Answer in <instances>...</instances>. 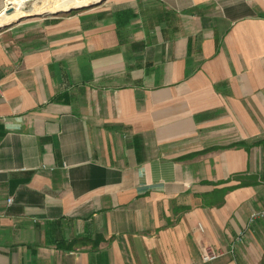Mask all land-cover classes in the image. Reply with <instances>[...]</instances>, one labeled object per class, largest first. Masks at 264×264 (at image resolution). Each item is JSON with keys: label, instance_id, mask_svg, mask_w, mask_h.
Segmentation results:
<instances>
[{"label": "crops", "instance_id": "crops-1", "mask_svg": "<svg viewBox=\"0 0 264 264\" xmlns=\"http://www.w3.org/2000/svg\"><path fill=\"white\" fill-rule=\"evenodd\" d=\"M0 85V264H264L262 0L6 29Z\"/></svg>", "mask_w": 264, "mask_h": 264}, {"label": "rangeland", "instance_id": "rangeland-1", "mask_svg": "<svg viewBox=\"0 0 264 264\" xmlns=\"http://www.w3.org/2000/svg\"><path fill=\"white\" fill-rule=\"evenodd\" d=\"M15 1L16 0H9L7 6L0 12V18H4L6 17V15L8 16V19L5 22L0 23V27L2 25L5 26V28L0 29V32H4L6 29H16L28 24L41 22L46 17H61L69 14H76L86 10H73L69 13L59 12L56 14V12L59 10H51L50 5H52L54 1L57 0H21L22 7L17 10L14 8ZM11 7L12 10L10 12L5 11L6 9H9Z\"/></svg>", "mask_w": 264, "mask_h": 264}, {"label": "built area", "instance_id": "built-area-1", "mask_svg": "<svg viewBox=\"0 0 264 264\" xmlns=\"http://www.w3.org/2000/svg\"><path fill=\"white\" fill-rule=\"evenodd\" d=\"M25 1V0H24ZM264 3V0H262ZM0 90H1V85H0ZM9 201H12V198H9ZM264 219V209L263 210H259V211H254L251 214L250 217V223H253L255 220L257 219ZM245 234V231H242L238 234V236L235 238L234 242H233V246L237 243H240L243 240V236ZM223 255L222 251H218L215 250L213 248H211L210 246H207L203 249L202 251V255H201V260L203 262H211V261H215L218 258H220Z\"/></svg>", "mask_w": 264, "mask_h": 264}, {"label": "bare ground", "instance_id": "bare-ground-1", "mask_svg": "<svg viewBox=\"0 0 264 264\" xmlns=\"http://www.w3.org/2000/svg\"><path fill=\"white\" fill-rule=\"evenodd\" d=\"M22 1H20V0L15 1L14 8L17 9V10L19 8H21L22 7ZM93 1L95 2L96 0H57V1H54V3L52 5H50V8L53 11H57V10H59V11L60 10H67L69 8H72V7H78V6H83V5L90 4ZM7 19H8V16L7 15L4 18H0V23L1 22H5Z\"/></svg>", "mask_w": 264, "mask_h": 264}, {"label": "water", "instance_id": "water-1", "mask_svg": "<svg viewBox=\"0 0 264 264\" xmlns=\"http://www.w3.org/2000/svg\"><path fill=\"white\" fill-rule=\"evenodd\" d=\"M105 1H106V0H98V1L92 2V3L87 4V5L78 6V7H72V8H69V9H67V10L57 11L56 14L59 13V12L69 13V12H71V11H73V10H83V9L93 8V7H95V6L101 5V4H102L103 2H105ZM11 10H12V7L9 8V9H6L5 11H6V12H10ZM2 26H4V25H2ZM2 26L0 27V29H1V28H5V26H4V27H2Z\"/></svg>", "mask_w": 264, "mask_h": 264}]
</instances>
